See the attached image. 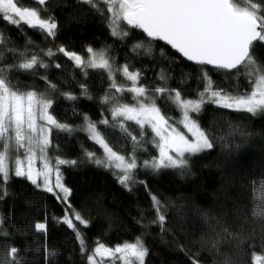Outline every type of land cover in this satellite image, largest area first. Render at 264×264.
Wrapping results in <instances>:
<instances>
[{"label":"trees","instance_id":"obj_1","mask_svg":"<svg viewBox=\"0 0 264 264\" xmlns=\"http://www.w3.org/2000/svg\"><path fill=\"white\" fill-rule=\"evenodd\" d=\"M20 6L39 8L44 18L54 17L58 27L53 38L24 25L18 31L0 19V34L6 41L3 48L27 50L49 65L47 69H35V74L13 73V83L19 82L21 91L45 92L46 82L41 77L46 76L60 92L80 97L77 101H67L59 93H50L54 103L49 111L58 121L69 125L82 123V117L73 113V107L93 121L108 119L109 125H98V129L118 154L127 156L132 142L119 127H110L109 106L100 100L107 93L114 94L113 104H133V94L127 91L131 82L116 72L111 83L125 89L118 92L111 88L105 70H89L85 78L62 53L49 58L43 52L48 49L56 52L63 46L86 58L87 47L108 48L114 70L127 64L130 71L141 74L137 83L149 87L150 94L153 87L166 86L181 91L186 99L195 98L200 66L188 62L158 39L147 38L140 29L121 22V30L130 34L124 39L113 37L106 18L109 14L102 17L79 0H46L44 5H39L37 0H20ZM99 7L104 9L106 5L100 3ZM29 40L32 44H28ZM137 43L143 47L134 50ZM4 55L8 64L19 59L7 51ZM253 55L264 64V44L257 42ZM205 70L214 82L225 84L229 91L237 87L241 93L251 91L243 76L236 81L224 78L222 73L216 75L212 68ZM162 74L168 77L166 82L159 79ZM81 84L93 99L81 96ZM25 85L34 87L25 89ZM156 103L169 122L183 130L181 111L166 96L157 94ZM192 117L207 132L214 147L188 156V167L182 170L155 173L138 167L134 173L138 182L127 187L119 182L113 170L98 167L83 157L82 147L103 156L102 147L87 139V133L53 130L48 156L78 161L75 166H60L63 182L71 190L69 206L26 178L13 176L7 183L8 195L0 199L2 230L7 233L0 236V259L7 248L16 247L21 264H49V260L52 264H87L81 240L76 235L78 231L87 250L96 243L112 247L135 242L140 237L148 249L145 264H193L195 260L199 264H224L225 257H231L233 264H252V251L260 252L264 246V218L254 217L251 212L253 203L264 202V186L259 183L264 180V114L253 117L243 111L208 104ZM118 119L139 138L140 129L134 121ZM144 131L145 140L151 141L155 134L148 126ZM144 147L146 152L137 153L138 164L158 155L153 144L146 142ZM152 196L163 205L159 213L165 217L162 224L158 222ZM69 207L87 222L77 224V231L61 221ZM38 222L47 223L46 232L36 231L34 226Z\"/></svg>","mask_w":264,"mask_h":264},{"label":"snow or ice","instance_id":"obj_2","mask_svg":"<svg viewBox=\"0 0 264 264\" xmlns=\"http://www.w3.org/2000/svg\"><path fill=\"white\" fill-rule=\"evenodd\" d=\"M79 2L90 5L102 17L105 13L109 14L106 18L111 36L119 39L128 36L130 33L122 31L120 27L121 22H126L132 29H140L146 33L147 38L165 41L187 61L200 66L195 98L186 99L181 91L166 86L153 87L150 94L149 87L138 85L137 82L141 79L139 72L130 71L127 64L114 70L113 62L108 56V48L96 50L87 47V58L75 51H68L63 46L58 47L56 52L52 49L43 52V56L49 58L62 53L74 62L75 68L80 69L85 78L89 70H105L110 83L116 72L122 73L131 82L132 86L127 91L133 94L131 99L134 103L131 105L116 103L115 107L109 109L112 116L110 127H119L124 136L132 142V150L127 156L118 154L98 129V125H109L108 119L93 121L73 107V113L82 117V123L69 125L58 121L49 111L54 103L50 93H59V96L67 101H77L80 97L69 92H60L58 86L48 81L46 76L41 77L46 82L45 92L21 91L19 82L13 83V73L23 71L35 74V69H47L49 65L40 56L27 50L20 52L15 48H3L6 41L0 34V49H3L0 51V199L8 195L7 183L14 176L24 177L36 187L42 186L61 203L66 201L71 190L62 183L60 166H75L78 161L48 156L53 130L69 134L87 133V139L102 146L103 156L98 157L94 152L82 147L83 157L98 167L113 170L119 182L127 187L129 183L138 182L134 177L138 167L151 169L155 173L168 169L182 170L188 167V156L214 147L207 132L191 115L201 113L206 105L213 104L223 109L243 111L253 117L264 114V64L253 55L255 44L257 42L264 44V0L261 2L255 0H79ZM38 3L44 5L46 0H38ZM100 3L105 4L106 7L101 9ZM0 19L9 26L16 27L18 31L20 26L24 25L53 38L58 27L54 17L44 18L39 8L21 7L20 0H0ZM28 44H32V41L29 40ZM142 47V43H137L134 45V50ZM5 51L19 59L11 64L6 63ZM208 66H211L216 75L222 73L226 79L231 77L238 81L241 76L245 77L251 91L241 93L238 87L229 91L225 84L212 80L210 73L205 70ZM56 67L59 68L60 65L57 64ZM159 79L166 82L168 77L162 74ZM24 87L28 89L34 86ZM80 87L81 96L89 100L93 99L85 85L81 84ZM111 88H116L115 83H111ZM116 91L123 92L125 89L116 88ZM157 94L166 96L167 100L181 111L180 123L188 133H191V138L178 127L170 124L169 119L162 114L161 108L156 103ZM100 103L112 104L114 101L106 93ZM118 118L134 121L140 129L139 138L132 135ZM145 126L150 127L155 134L151 141L145 140ZM146 142L158 149V156H151L138 164L137 153L147 151L144 147ZM37 159L42 161L40 170L34 167ZM53 173L54 183L51 179ZM259 183L264 186V180ZM152 201L154 210L158 213V222L162 224L165 217L159 213L163 205L156 196H152ZM68 211L72 212V209L69 207ZM251 212L254 217L264 218V202L253 203ZM74 219L87 224L79 213H74ZM63 223L75 231V224L68 215L63 218ZM3 224V217H0V236L7 235L2 230ZM34 227L37 232L47 231L46 222H38ZM76 235L81 240L87 264H98L96 257H100L101 264L104 257L121 260L123 264H145L148 249L140 237H136L133 243H122L114 248L98 244L92 254L87 255V246L82 236L79 232H76ZM232 238L236 239V237ZM218 243L219 241L213 243L212 247L216 248ZM18 252L16 247L7 248L4 258L0 259V264H21ZM49 255L54 256L55 253ZM251 261L252 264H264V246L261 247L260 252L252 251ZM49 264H52L51 260ZM193 264H199V260H195ZM224 264H233L232 258L225 257Z\"/></svg>","mask_w":264,"mask_h":264},{"label":"rangeland","instance_id":"obj_3","mask_svg":"<svg viewBox=\"0 0 264 264\" xmlns=\"http://www.w3.org/2000/svg\"><path fill=\"white\" fill-rule=\"evenodd\" d=\"M38 1V0H37ZM120 26H121V24H120ZM87 58V57H86ZM117 88V87H116ZM108 95H110V97L112 98L113 96H114V94H108ZM104 106H109V109L110 108H112V107H115L116 106V103L115 104H104ZM182 114V113H181ZM192 115V114H191ZM182 119V118H181ZM181 121V120H180ZM170 123V122H169ZM171 124V123H170ZM181 124V123H180ZM173 125V124H172ZM174 127H176L175 125H173ZM181 126H182V128H183V130H181V131H183L186 135H188L189 136V138H191V133H188L187 132V129H185L184 127H183V124H181ZM180 130V129H179ZM102 147V146H101ZM103 149V148H102ZM37 155H39V153H37ZM158 156V155H157ZM34 167L37 169V170H40L41 168H42V161H40L39 159H37L36 161H35V163H34ZM51 179H52V182L54 183V180H55V174L53 173V176L51 177ZM39 182V181H38ZM62 183L64 184V182H63V177H62ZM65 185V184H64ZM40 188H42L43 189V187L41 186ZM58 191V190H57ZM61 195H63L62 193H61ZM64 203H66L68 206H69V203H68V197H67V199H66V201L64 202ZM74 213H76L74 210H72V212H69L68 211V208L66 209V211H65V213H64V215L62 216V218H61V221L63 222V218L65 217V215H68L69 216V218H71L72 220H73V223L75 224V230H76V228H77V224H82L81 222H78V221H76L75 219H74ZM77 231V230H76ZM78 232V231H77ZM126 243H130V242H126ZM133 243V242H132ZM98 244H101V243H96L95 244V246H93L90 250H88L87 251V255H91L92 254V252L94 251V249H95V247L98 245ZM115 246H117V245H115ZM115 246H112L113 248L115 247ZM109 247V246H108ZM119 255V254H118ZM96 259H97V262H98V264H101V259H100V257H96ZM102 264H123V261H121V260H114V258H110V257H104L103 258V261H102Z\"/></svg>","mask_w":264,"mask_h":264},{"label":"water","instance_id":"obj_4","mask_svg":"<svg viewBox=\"0 0 264 264\" xmlns=\"http://www.w3.org/2000/svg\"><path fill=\"white\" fill-rule=\"evenodd\" d=\"M142 31V30H141ZM143 32V31H142ZM145 35H146V33H144ZM162 44H164V45H166V46H168L170 49H172L171 48V46L170 45H167V43L165 42V41H161V40H159ZM174 52H176V50H174V49H172ZM177 53V52H176ZM178 54V53H177ZM180 55V54H179ZM181 56V55H180ZM182 57V56H181ZM185 59V58H184ZM189 62V61H188ZM190 63H193V64H195L194 62H190ZM208 68H211V66H208Z\"/></svg>","mask_w":264,"mask_h":264}]
</instances>
